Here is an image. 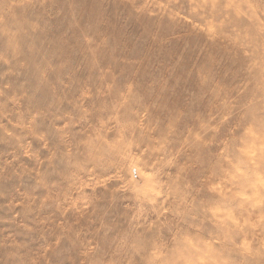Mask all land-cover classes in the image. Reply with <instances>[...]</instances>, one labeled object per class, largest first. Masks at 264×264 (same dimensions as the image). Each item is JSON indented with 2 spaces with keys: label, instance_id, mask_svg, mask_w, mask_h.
I'll list each match as a JSON object with an SVG mask.
<instances>
[{
  "label": "rangeland",
  "instance_id": "374dc122",
  "mask_svg": "<svg viewBox=\"0 0 264 264\" xmlns=\"http://www.w3.org/2000/svg\"><path fill=\"white\" fill-rule=\"evenodd\" d=\"M0 264H264V0H0Z\"/></svg>",
  "mask_w": 264,
  "mask_h": 264
},
{
  "label": "bare ground",
  "instance_id": "6f19581e",
  "mask_svg": "<svg viewBox=\"0 0 264 264\" xmlns=\"http://www.w3.org/2000/svg\"><path fill=\"white\" fill-rule=\"evenodd\" d=\"M259 20H260V19H259ZM139 171H140V170H139ZM142 174H143V173H142ZM145 175H146V174H145ZM148 179H149V178H148ZM143 181H144V180H143ZM149 183H150V182H149ZM150 186H151V185H150ZM148 187H149V186H148ZM73 200H74V199H73ZM75 200H76V199H75ZM78 204H79V203H78ZM78 204H77V205H78ZM248 204H249V203H248ZM72 207H73V206H72ZM148 207H149V206H148ZM74 208H75V207H74ZM76 208H77V206H76ZM84 209H85V208H84ZM84 209H83V210H84ZM153 212H155V211H153ZM155 213H156V212H155Z\"/></svg>",
  "mask_w": 264,
  "mask_h": 264
}]
</instances>
